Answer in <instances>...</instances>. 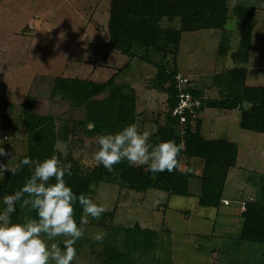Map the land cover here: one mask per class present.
I'll use <instances>...</instances> for the list:
<instances>
[{
  "label": "rangeland",
  "instance_id": "rangeland-1",
  "mask_svg": "<svg viewBox=\"0 0 264 264\" xmlns=\"http://www.w3.org/2000/svg\"><path fill=\"white\" fill-rule=\"evenodd\" d=\"M109 1L2 0L0 3V147L7 152L6 156H0V165L15 167L19 155L27 151L26 136L19 123L16 122L13 131H8L6 125L8 118L14 125L17 105L32 91L34 111L55 116L60 131L55 151L59 153L60 165L75 162L82 172L98 166L93 158L98 134L72 125L68 119L70 103L54 99L51 79L40 76L96 82H105L112 76L106 57L99 51L106 40ZM228 5L223 33L218 29L183 32L175 54L178 73L191 77V83L202 90L206 100L223 96L217 82L224 86L226 74L233 68H246V84L264 85V0H228ZM237 5L255 6V23L245 61L241 58L245 49L239 44L233 12ZM173 21L161 23L168 27ZM221 37L226 44L223 56L217 51ZM114 54L113 62L118 70L115 81L129 85L138 102L137 125L152 135L158 128L153 119L159 120V116L164 122L168 109L167 94L151 89L156 69L136 58L123 68L128 57L119 51ZM232 54H235L233 58ZM167 56L171 60L172 55ZM151 59L154 63L163 62L158 53H151ZM214 76L218 77L217 82ZM145 95L148 97L144 102ZM142 113L152 119L150 123L140 121ZM239 115L238 109L205 108L193 119L201 120L204 136L227 139L237 145L236 164L227 169L222 191L227 203L221 199L217 208L199 205L197 195L204 167L199 158L181 156L182 164L194 173L189 180L188 196L169 195L152 187L145 191L129 186L121 188L120 172H113L92 183L89 197L106 211L99 219L89 217V223L82 225L85 234L74 246L77 255L73 264H102L100 253L107 248L121 253L125 264H264V243L238 237L245 203L264 202V134L242 129ZM71 118H83V110H74ZM151 140L150 143L155 142ZM131 166L142 180L153 182L156 178L157 173L150 172L146 166ZM8 172L0 170V180ZM133 226L155 232L151 247L141 243L142 237L138 244L125 243L124 228ZM97 231L106 234L103 242L93 239ZM61 240L57 238V242Z\"/></svg>",
  "mask_w": 264,
  "mask_h": 264
},
{
  "label": "trees",
  "instance_id": "trees-1",
  "mask_svg": "<svg viewBox=\"0 0 264 264\" xmlns=\"http://www.w3.org/2000/svg\"><path fill=\"white\" fill-rule=\"evenodd\" d=\"M228 10V0H110L107 22L108 44L130 59L136 58L153 66L156 71L151 87L167 94L168 109L164 116L165 121L158 124L157 131L155 130L150 136L151 141L174 140L177 144L183 143L184 149L180 153V158L184 155L188 159L203 160L198 203L201 206L216 208L223 199L222 191L227 169L236 164L237 145L227 139L204 136L201 133V120H191L187 114L186 121L180 123L178 117L171 114V109L177 102L174 78L178 74V68L175 54L182 33L199 29H218L223 33L228 20ZM233 12L239 31V44L245 49L241 58L245 61L248 59L251 45L255 6L237 5L233 8ZM176 17L181 18V25L178 28L164 27L161 23L163 20L173 21ZM225 45L221 37L217 50L219 56L225 54ZM151 53L161 54L163 62L154 63ZM169 54L172 55L171 60H167ZM234 56L232 54V58ZM246 74L245 67L229 70L224 86L219 84L218 77L214 76V79L216 78L214 82H217L219 92L223 95L221 97L206 100L200 89H193L191 93L201 100L199 113L205 108L238 109L239 126L242 129L264 134V85L246 84ZM115 77L116 75L113 74L105 82H96L61 76L51 78L46 75L40 76L51 79V94L54 99L60 103L62 101L70 103V117H68L70 123L97 134L115 133L131 123L137 125L134 94L127 83H117ZM34 103L35 99L31 91L17 105L18 115L14 125L11 118L7 120L8 131H13L16 122L19 123L26 136L27 151L17 159L15 167L20 165V169L15 174L8 172L0 180L1 195L12 194L19 190L25 178L30 176L32 166L21 165L25 157L36 161L55 155L59 160L55 143L60 131L54 122L55 116L35 112ZM77 109L83 110V118H71L74 110ZM70 166L72 175H65L67 184L77 195L84 193L87 196L92 191L93 182L105 179L113 172H120L118 184L121 188L129 186L137 191H145L152 187L169 195L188 196L190 195L189 180L194 174L164 171L157 173L156 178L151 182L148 179L142 180L140 174L133 173L132 166L126 160L114 165L111 172L102 164L89 172H82L75 162ZM262 189L264 190V180ZM25 199L26 196L17 202L16 212L11 217L13 222H22L26 216L33 218L37 216L31 205L24 203ZM82 215V208L77 203L75 216L78 223ZM241 217L242 227L238 237L264 243V202H246ZM124 232L125 243L128 246L138 244L141 237V243L148 247L153 245L155 232L150 229L133 226L125 227ZM100 258L102 264H125L121 253L114 248H107L101 252Z\"/></svg>",
  "mask_w": 264,
  "mask_h": 264
},
{
  "label": "clouds",
  "instance_id": "clouds-1",
  "mask_svg": "<svg viewBox=\"0 0 264 264\" xmlns=\"http://www.w3.org/2000/svg\"><path fill=\"white\" fill-rule=\"evenodd\" d=\"M181 18L176 17L172 27H180ZM50 31V30H49ZM149 131H141L135 123L112 133L98 134L97 150L93 158L108 171L114 165L127 161L129 165L146 166L152 173L179 171L184 174L193 171L181 162L180 153L184 144L174 140H160L150 143ZM0 147V156H6ZM21 165L32 166L30 176L23 186L12 194L0 197V264H73L76 259L75 244L84 234L82 225L89 223V217L99 219L106 208L91 197L77 195L67 184L65 175H72L71 166H61L53 155L43 160L33 161L25 157ZM20 165L8 168L0 165V170L15 174ZM37 213L35 218L26 216L22 222H13L16 205L24 197ZM79 204L83 215L77 222L75 205ZM105 233L97 231L93 239L103 242ZM57 238H62L57 242ZM61 244L63 245L61 247Z\"/></svg>",
  "mask_w": 264,
  "mask_h": 264
},
{
  "label": "built area",
  "instance_id": "built-area-1",
  "mask_svg": "<svg viewBox=\"0 0 264 264\" xmlns=\"http://www.w3.org/2000/svg\"><path fill=\"white\" fill-rule=\"evenodd\" d=\"M174 81L175 87L177 88V102L171 109V114L178 117L180 123H184L187 119L186 114L189 115L190 119L197 117L201 106V100L191 93L193 89H197L193 86V83H191V77L178 73ZM222 200H224V203H227V199Z\"/></svg>",
  "mask_w": 264,
  "mask_h": 264
},
{
  "label": "crops",
  "instance_id": "crops-1",
  "mask_svg": "<svg viewBox=\"0 0 264 264\" xmlns=\"http://www.w3.org/2000/svg\"><path fill=\"white\" fill-rule=\"evenodd\" d=\"M2 2V0H0V3ZM105 43H104V45H101L100 47H101V49L99 48V51H100V55H104L105 57H106V59H107V62H108V65H110V68H111V72H112V75L114 74V72H115V75H116V72L118 71H116L115 70V66H114V62H113V60H114V51H118V50H115V49H113L109 44H107L108 43V32L106 31V40L104 41ZM180 45V44H179ZM94 51H96V49L94 50ZM101 51H102V53H101ZM121 53V52H120ZM122 54V53H121ZM103 56V57H104ZM128 57V56H127ZM130 61H132L129 57H128V60H127V62H125L124 63V65L122 66L123 68L130 62ZM151 89H153V88H151ZM156 90V89H155ZM149 95H151L150 93H148ZM146 96L148 97V95H145L144 96V102H145V100L147 99L146 98ZM135 105H136V113H137V118L139 117L138 115H139V111H138V102H137V98H136V101H135ZM207 109V108H206ZM204 111V110H203ZM203 111H202V113H203ZM142 115H143V118H142ZM141 119H140V121H142V122H144V124H148V123H150L151 122V120L152 119H150V117L149 116H145V114L144 113H142L141 114V117H140ZM157 118L159 119V120H155L154 121V119H153V123L154 124H156V122H157V125L158 124H160V123H163L162 121H160V118H159V116H157ZM136 122L138 123V121L136 120ZM202 129H203V127H202ZM212 138V137H211Z\"/></svg>",
  "mask_w": 264,
  "mask_h": 264
}]
</instances>
